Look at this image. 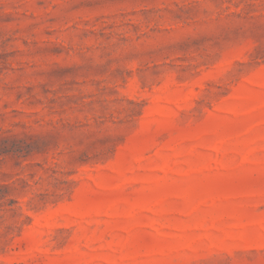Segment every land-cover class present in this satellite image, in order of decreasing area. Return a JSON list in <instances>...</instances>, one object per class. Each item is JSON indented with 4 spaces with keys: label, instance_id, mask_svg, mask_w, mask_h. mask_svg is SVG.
<instances>
[{
    "label": "rangeland",
    "instance_id": "obj_1",
    "mask_svg": "<svg viewBox=\"0 0 264 264\" xmlns=\"http://www.w3.org/2000/svg\"><path fill=\"white\" fill-rule=\"evenodd\" d=\"M0 185V264H264V0H0Z\"/></svg>",
    "mask_w": 264,
    "mask_h": 264
},
{
    "label": "trees",
    "instance_id": "obj_2",
    "mask_svg": "<svg viewBox=\"0 0 264 264\" xmlns=\"http://www.w3.org/2000/svg\"><path fill=\"white\" fill-rule=\"evenodd\" d=\"M5 198H6V193L3 192V186L0 185V201H3ZM1 205L2 204L0 203V206ZM3 205H4V203H3Z\"/></svg>",
    "mask_w": 264,
    "mask_h": 264
}]
</instances>
